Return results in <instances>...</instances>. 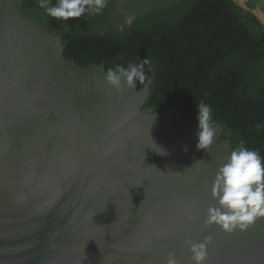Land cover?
<instances>
[{"label":"water","instance_id":"1","mask_svg":"<svg viewBox=\"0 0 264 264\" xmlns=\"http://www.w3.org/2000/svg\"><path fill=\"white\" fill-rule=\"evenodd\" d=\"M16 4L0 0V264H194L185 240L209 235L205 264H264V218L204 223L223 127L198 149L181 109L142 111L146 69L117 91Z\"/></svg>","mask_w":264,"mask_h":264},{"label":"trees","instance_id":"2","mask_svg":"<svg viewBox=\"0 0 264 264\" xmlns=\"http://www.w3.org/2000/svg\"><path fill=\"white\" fill-rule=\"evenodd\" d=\"M16 5L51 35L62 32L64 57L82 67L107 70L148 58L152 83L142 111L179 108L198 127L203 100L223 140L233 149L243 141L264 157V24L253 12L233 0H105L98 13L62 21L38 0Z\"/></svg>","mask_w":264,"mask_h":264},{"label":"clouds","instance_id":"3","mask_svg":"<svg viewBox=\"0 0 264 264\" xmlns=\"http://www.w3.org/2000/svg\"><path fill=\"white\" fill-rule=\"evenodd\" d=\"M38 6L48 17L68 21L105 7V0H38ZM147 58L139 63L116 65L106 70L104 80L117 91L126 85L133 89L137 81L145 84V66L150 65ZM149 71V70H148ZM198 149H208L218 135L213 119L211 105L201 100L196 104ZM257 128L262 125L257 124ZM211 195L215 204L209 205L204 219L205 225H217L225 233L236 230L246 231L258 219L264 218V157L258 149L244 147L243 141L233 149L218 167L212 181ZM212 236L201 241L186 239L185 244L191 252L194 264H205L209 255ZM166 264H179L174 252L168 254Z\"/></svg>","mask_w":264,"mask_h":264},{"label":"rangeland","instance_id":"4","mask_svg":"<svg viewBox=\"0 0 264 264\" xmlns=\"http://www.w3.org/2000/svg\"><path fill=\"white\" fill-rule=\"evenodd\" d=\"M240 6L253 12L264 24V0H233Z\"/></svg>","mask_w":264,"mask_h":264}]
</instances>
